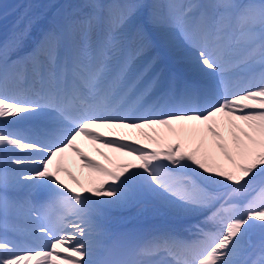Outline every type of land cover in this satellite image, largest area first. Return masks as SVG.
I'll return each mask as SVG.
<instances>
[{
  "label": "snow or ice",
  "instance_id": "snow-or-ice-1",
  "mask_svg": "<svg viewBox=\"0 0 264 264\" xmlns=\"http://www.w3.org/2000/svg\"><path fill=\"white\" fill-rule=\"evenodd\" d=\"M153 29L218 75L184 85L200 107H171ZM22 38L0 43V228L26 220L40 243L0 235V264H264V0H82L13 58ZM29 77L38 87L22 89ZM30 118L44 123L7 127ZM80 140L117 156L105 165ZM141 198L210 214L188 241L106 245L101 209Z\"/></svg>",
  "mask_w": 264,
  "mask_h": 264
},
{
  "label": "bare ground",
  "instance_id": "bare-ground-1",
  "mask_svg": "<svg viewBox=\"0 0 264 264\" xmlns=\"http://www.w3.org/2000/svg\"><path fill=\"white\" fill-rule=\"evenodd\" d=\"M148 2L151 3V0H148ZM162 2H163V0H162ZM27 3H28V5H27L28 9L26 8V10L29 11L30 8L33 9L31 14L46 15L47 19L42 21V22H44V25H42L43 24L42 23L38 27L39 32L44 33L45 29H46L45 25L47 23H50V21L52 19L55 20V22H53V24L56 23V20L57 21L61 20V14L57 9L58 5H56V0H28ZM73 5H75V4H73ZM39 11H41V12L39 13ZM41 15H39L40 18H41ZM170 46L173 47L177 51L180 50V43H178V42L175 45H170ZM184 52H186L187 55H191V52L187 51V49ZM182 65L186 69H190V70H194L196 68V63L194 61H189V62H185V63L182 62ZM194 72L197 73L198 70H196ZM205 79H206L205 80L206 83L210 79L213 80L214 83L217 82L215 77H209V76L206 77L205 76ZM23 121L24 120H20L18 122L10 123V124L13 125L15 127V129H18L23 124ZM78 143H79V146L82 148V150L85 151L86 153H89V152L93 153L94 152L93 150L95 148H102V147H100V145L93 144L90 141L80 140V141H78ZM102 149H104V148H102ZM105 150H106V152L97 151V154H99V156L105 158L108 161H110V159L115 158L117 156V154L111 152L110 150H108V149H105ZM74 161H76L75 154L69 153L68 159L66 161V165L79 178L86 179L87 176L89 175L87 170H83V173H82V170L74 163ZM132 203L111 205V207H115L116 209H122L124 211V214L121 217H119V219H124V220H127V219H129V220L149 219L151 225L154 227V230L157 234L164 232L166 229L174 230V231L181 230L184 227H187L190 222L193 223L198 217H202L204 215L209 214V213H205V214H201V215L181 216V215H178L176 212H174L172 209H170L168 206H166L160 202L163 206L170 209L172 213L168 214V213H166L167 212L166 208H164L162 211L161 208L158 206V207H156V210L158 212L155 214V216H151V213L139 215V214H137V212L140 211L141 208H136L135 206L132 205ZM127 216H129V217H127ZM102 229L104 231H106L107 227H102ZM28 232H31V230L25 229L22 231V233H28Z\"/></svg>",
  "mask_w": 264,
  "mask_h": 264
},
{
  "label": "rangeland",
  "instance_id": "rangeland-1",
  "mask_svg": "<svg viewBox=\"0 0 264 264\" xmlns=\"http://www.w3.org/2000/svg\"><path fill=\"white\" fill-rule=\"evenodd\" d=\"M259 230V229H258Z\"/></svg>",
  "mask_w": 264,
  "mask_h": 264
}]
</instances>
